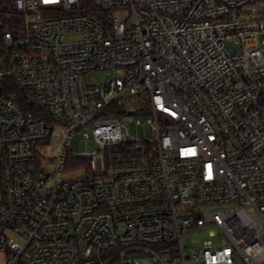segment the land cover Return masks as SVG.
<instances>
[{
    "label": "built area",
    "instance_id": "2783aa9c",
    "mask_svg": "<svg viewBox=\"0 0 264 264\" xmlns=\"http://www.w3.org/2000/svg\"><path fill=\"white\" fill-rule=\"evenodd\" d=\"M93 2L0 0L5 264H264V0Z\"/></svg>",
    "mask_w": 264,
    "mask_h": 264
},
{
    "label": "rangeland",
    "instance_id": "374dc122",
    "mask_svg": "<svg viewBox=\"0 0 264 264\" xmlns=\"http://www.w3.org/2000/svg\"><path fill=\"white\" fill-rule=\"evenodd\" d=\"M264 7V4L262 3H257L251 6H248L245 8V11L252 12L253 14H256L259 10H262ZM228 49H230L233 53H237L241 49V45L238 42H229L227 43ZM113 75V72L110 71H95L88 73L86 75V79L90 84H98L101 83L102 81H106L111 76ZM148 99L147 94H142L138 95L132 98H129L125 100L126 106L131 110L134 114V121L129 124V130L132 134L143 137V136H148L152 133L150 123H148L149 116L148 115H139L135 110L146 100ZM66 134V129L61 128V129H56L53 132V135L51 137V142L48 146L47 149V156H51L53 153H58L60 145L62 144V141L64 139V136ZM82 139H88L90 140L91 137L84 136L83 134H79L75 137L73 140L71 146L69 147L72 152H79L80 151V141ZM73 163V162H72ZM78 164H83L77 162ZM71 177H82L87 174V171L85 168H81V170L77 171H70L69 172ZM214 230L213 228L205 227L203 229H192L190 231V234L188 235V245L190 247H194L195 243H193L192 239L198 240L199 244H202L204 241L212 240V241H217L218 237H212L210 236V231ZM186 240V238H184ZM5 264L6 263V256L4 253L0 252V264ZM190 264H196V263H190Z\"/></svg>",
    "mask_w": 264,
    "mask_h": 264
},
{
    "label": "trees",
    "instance_id": "16d2710c",
    "mask_svg": "<svg viewBox=\"0 0 264 264\" xmlns=\"http://www.w3.org/2000/svg\"><path fill=\"white\" fill-rule=\"evenodd\" d=\"M79 2H80L81 8L86 10V11H93V9L95 7L93 0H79ZM78 162L84 163V164L87 163L86 161H83V160H80ZM69 168H70V166H69Z\"/></svg>",
    "mask_w": 264,
    "mask_h": 264
},
{
    "label": "snow or ice",
    "instance_id": "6c2138e0",
    "mask_svg": "<svg viewBox=\"0 0 264 264\" xmlns=\"http://www.w3.org/2000/svg\"><path fill=\"white\" fill-rule=\"evenodd\" d=\"M45 2H47V0H45Z\"/></svg>",
    "mask_w": 264,
    "mask_h": 264
},
{
    "label": "crops",
    "instance_id": "0c3cea01",
    "mask_svg": "<svg viewBox=\"0 0 264 264\" xmlns=\"http://www.w3.org/2000/svg\"><path fill=\"white\" fill-rule=\"evenodd\" d=\"M2 264V263H1Z\"/></svg>",
    "mask_w": 264,
    "mask_h": 264
}]
</instances>
